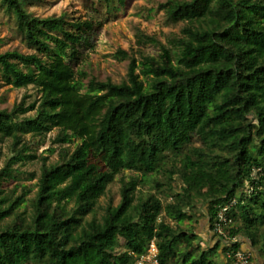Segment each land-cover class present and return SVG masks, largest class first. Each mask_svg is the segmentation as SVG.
<instances>
[{
	"label": "trees",
	"instance_id": "obj_1",
	"mask_svg": "<svg viewBox=\"0 0 264 264\" xmlns=\"http://www.w3.org/2000/svg\"><path fill=\"white\" fill-rule=\"evenodd\" d=\"M90 1L94 13L73 18L2 0L28 43L62 51L69 66L95 48L101 18L127 4ZM161 7L183 27L167 41L139 32L140 45L159 51L131 55L123 81L91 79L103 91L90 103L93 122L63 83L68 68L38 53H0L5 83L40 91L0 108V154L4 145L13 152L0 168V264H148L140 255L153 239L164 264H232L231 247L206 248L182 225L199 221L194 209L203 201L214 230L218 205L231 196L239 199L232 232L264 257V0H166ZM53 129L61 146L49 160L37 149ZM77 138L75 148L64 145ZM36 160L40 173L22 170ZM256 167L261 176L253 179ZM23 173L38 177L33 193L21 182L10 187ZM163 179H180L181 190L171 187L163 198Z\"/></svg>",
	"mask_w": 264,
	"mask_h": 264
},
{
	"label": "rangeland",
	"instance_id": "obj_2",
	"mask_svg": "<svg viewBox=\"0 0 264 264\" xmlns=\"http://www.w3.org/2000/svg\"><path fill=\"white\" fill-rule=\"evenodd\" d=\"M166 0H127L126 6H120L116 15L104 16L101 18L102 25L97 37V43L93 50H87L83 59L76 64L69 66L66 57L62 51L39 49L28 43L23 33L19 30L16 22L15 13L9 12L7 7L0 0V53L19 50L25 53H38L46 61L53 63L62 68H68L63 83L66 84L74 98L77 100L79 107L86 114L89 120L96 116L90 109V103L96 95L102 94L103 91L92 87L91 79L111 78L116 82H121L127 78L131 55L140 57V49L146 52H158L159 48L153 44L142 46L137 41V34L146 31L149 34H156L163 41L168 40V34L179 32L184 25L183 21L174 22L170 20L166 11L161 7V3ZM93 2L90 0H29L27 8L36 15L49 16L67 14L69 17L86 18L94 13ZM104 11V10H102ZM125 51L129 55L123 53ZM25 94H31L29 100L36 99L40 96L37 87L29 86L15 87L5 83L0 77V108L11 109L13 105L21 101ZM101 111V110H100ZM58 133L57 129L49 132L46 143L37 150L44 156L55 160L58 158L61 144L55 142ZM92 132L86 136L92 137ZM80 139L64 145H71L75 148ZM13 152L7 145L2 147L0 154V168L4 167L7 160L12 156ZM41 161L36 160L22 166L23 171H36L40 173ZM162 175H156V179H161ZM168 184L165 192L161 194L163 198L169 196L171 187L176 191L181 190L182 181L177 179L173 183H169V179H163ZM38 177L29 178L28 173H23L21 179L10 183V187H14L18 182L27 184L32 187V193L36 191ZM148 189V188H144ZM119 190V185L114 187V191ZM120 198L117 194V201ZM235 209V208H234ZM199 217V221H185L183 227H192L200 235L202 245L209 247L216 245L219 241L221 250L225 248V244L219 238V235L209 234L212 226L208 228V224L204 223L209 217L208 206L203 201H198L197 207L194 209ZM214 231V230H213ZM240 238L239 246H242L249 252L250 264H264V257L261 251L252 243L249 237L238 234ZM245 243L249 245V249L245 248ZM173 264V263H168Z\"/></svg>",
	"mask_w": 264,
	"mask_h": 264
},
{
	"label": "built area",
	"instance_id": "obj_3",
	"mask_svg": "<svg viewBox=\"0 0 264 264\" xmlns=\"http://www.w3.org/2000/svg\"><path fill=\"white\" fill-rule=\"evenodd\" d=\"M252 176L253 179H258L261 176V168H254ZM248 189L249 192L253 190L252 186ZM238 202L239 199L237 196H231L218 205L214 232L219 235V238L226 247H231L227 250V255L231 258L232 264H250L249 252L242 246L237 248L233 247L236 243H240L238 234H234L231 230L233 223L232 211ZM158 254L159 247L157 241L153 239L146 251L140 255V262L148 264H164L160 261Z\"/></svg>",
	"mask_w": 264,
	"mask_h": 264
},
{
	"label": "crops",
	"instance_id": "obj_4",
	"mask_svg": "<svg viewBox=\"0 0 264 264\" xmlns=\"http://www.w3.org/2000/svg\"><path fill=\"white\" fill-rule=\"evenodd\" d=\"M204 223H205V224H206V223L208 224V228H209L210 226H212L210 216L207 217V218L205 219ZM209 234H215V233H214L213 230H211V231L209 232ZM244 246H246L245 248H248V249H249V245H248L247 243H245Z\"/></svg>",
	"mask_w": 264,
	"mask_h": 264
}]
</instances>
